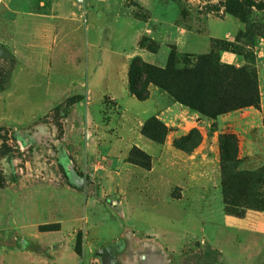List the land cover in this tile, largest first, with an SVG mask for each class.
<instances>
[{
	"label": "crops",
	"instance_id": "0c3cea01",
	"mask_svg": "<svg viewBox=\"0 0 264 264\" xmlns=\"http://www.w3.org/2000/svg\"><path fill=\"white\" fill-rule=\"evenodd\" d=\"M50 4L47 12L41 10L42 4L33 12L8 6L7 10L0 8V50L8 49L16 59L7 85L0 91V121L8 112L4 108H9L8 123H1L0 127L26 126L49 113L54 102L88 94L89 104H75L71 114L65 118V142L77 143L79 134L85 132L90 135L98 133L97 140L81 137L82 144H61V147L70 146L74 151L78 150L76 155L81 151L82 161L87 162L93 156L109 153L112 156H106L104 160L111 159L105 167L110 169L114 167V160L122 165V152L135 146L151 157L152 168L144 170L132 166L125 170L130 176L106 174L104 180L111 181L109 193L119 191L123 196L126 193L121 187L130 177L129 206L122 210L123 201H120L122 212L118 214V220L109 221L97 217L95 203L63 182L62 174L44 170L41 161L37 163L35 159L33 170L18 174L15 181H7L0 188V264H85L87 259H93L95 264H105L102 256L94 255L95 251L121 239L134 246L130 257L125 258L126 255L121 254L111 259L108 255L106 260L120 261L118 264H175L172 258L161 254L139 253L137 245H190L202 235H210L207 230L218 232L221 227L230 230L229 234L237 228L245 230V240L236 241L234 235L223 237L226 245H240L239 242L244 245L238 254L226 253L228 261L236 262L241 256L242 264H264V212L249 210L244 219L226 215L221 204H214L210 211L207 207L191 204L192 212L188 217L176 216L181 208L168 204V191L164 193L155 188V177L168 186L169 170L177 168L186 179L180 192L181 199L176 203L185 207L182 200L186 196L220 197V139L227 133L238 138L243 169L255 170L264 166V49L256 52L255 63L259 108L246 107L212 119L180 104H160L156 91L151 92L147 100L139 101L129 94L119 71L112 76L106 75V69L121 70L132 51L129 47L116 52L106 45L107 35H110L106 32L107 26L109 22L117 21V10L113 4L106 3V0H86L82 4L77 0H51ZM120 21L118 30H122ZM127 34L125 31L122 47L129 46ZM115 57L117 60L113 61ZM224 57L228 63L239 66L236 55L226 53ZM15 82L19 88L13 91V95L8 91ZM23 94L29 101H34L32 107L35 102L45 103L42 114L33 115L30 122L29 119L20 121L25 115L19 116L21 106L16 102L20 101L19 96L23 98ZM107 97L127 102L123 126H120L122 122L119 126L116 124L118 120H112L109 126L104 122L102 104ZM93 101L97 104H92ZM14 108L17 110L11 112ZM11 115L18 119H10ZM152 116L161 119L167 127V135L160 145L140 132L142 123ZM192 131L199 135L192 149L175 144ZM121 132L126 136L118 137ZM159 163L161 168L157 170ZM170 165L175 167L170 168ZM152 196H157L159 202H165V206L156 210L157 207L148 201ZM164 212L167 217L162 218ZM153 217L158 219L157 222ZM193 217L199 223L197 234L186 227L185 220ZM45 226L55 228L43 229ZM216 232L208 237L210 242L215 239ZM79 233H83L85 240V252L82 254L76 250ZM175 237L176 243L171 241ZM176 257L178 264H185L183 256ZM193 264L217 262L211 256L203 259L195 255Z\"/></svg>",
	"mask_w": 264,
	"mask_h": 264
},
{
	"label": "rangeland",
	"instance_id": "374dc122",
	"mask_svg": "<svg viewBox=\"0 0 264 264\" xmlns=\"http://www.w3.org/2000/svg\"><path fill=\"white\" fill-rule=\"evenodd\" d=\"M77 1L82 4L86 0ZM252 1L256 5L264 4V0ZM50 3L51 0H2L0 1V8L7 10L6 6H8L12 9L23 8L25 11L33 12L37 8H41L42 4L41 10L47 12ZM106 3L113 4L117 10V21L109 22L107 26L106 32L110 35H107L106 45L115 49L116 52L121 51L122 48L126 50L129 47L132 51H130L128 59L124 60L121 70L111 68L106 69L105 73L112 76L113 73L119 71L124 84L129 88V94L133 98L137 99L131 93L130 73L134 59L139 58L155 71L148 76H142L141 79L144 81L148 98L151 92L156 91L159 94L160 104L167 102L180 104L177 100L178 96H174L170 92L174 94L180 92L190 96L197 90H202L204 93L205 99L202 106L204 111L214 112L217 104L224 110L231 107L239 110L244 109L246 103L255 102L257 97L256 52H261L264 49V7L249 6L244 0H106ZM120 20H122V30H118L120 29ZM125 31L128 33V47H122V42L126 39ZM136 34L137 36H135ZM184 42L185 47H183ZM132 52H136V54L133 55ZM226 53L236 55L239 66L230 65L228 61L226 62L224 57ZM114 60L116 61L117 57ZM15 62V57L8 49L0 50V91L5 89ZM233 69H242L244 71L243 78L239 77L240 74L234 73ZM166 78L174 82V85H170L171 91L162 87L161 81ZM14 84L15 86L13 85L8 91L12 92L13 95V91L19 88L17 82ZM25 96L23 94L22 99L19 96L20 101L16 103L21 106L19 108L21 115L19 116L25 115V117L20 118V121L29 119L30 122L33 120V115L42 114V107L45 103L43 101L35 102V106L32 107L34 101H29ZM81 102L89 104L88 94L54 102L49 113L26 126L18 128L0 127V188L7 181H15L18 174L33 170L35 159H37V163L41 161L43 164L44 170L62 174L63 182L81 192L85 198L91 199L98 208L97 217L117 221L118 214L120 215L122 212L120 201H123L122 210L129 206L130 177L124 181V184L122 182L121 189L126 193V196H123L119 191L113 194L109 193L111 181L104 180L106 174L119 173L130 176L129 171L125 170L132 166L133 168L139 167L150 170L152 160L144 150L134 146L129 151L124 150L122 152V165L119 166L114 160V167L110 168V166L108 167L110 169H106L107 161H111V159L105 162L104 157L112 156L109 153L105 152V155L93 156L87 162L82 161L83 154L81 151L76 155L75 151L78 150L75 149L74 151L70 146L68 148L61 147V144H82L83 139L81 137L97 140L98 133L95 132L90 135L85 132L77 137L79 142H65V118L71 114L72 107ZM93 103L97 104L96 101ZM102 105L104 122H108L109 126V122L118 120L116 124L119 126L122 122L120 126H123V115L127 102L125 103L124 100L113 101L107 97ZM16 110L17 108L11 109V112ZM4 111L9 112V108H4ZM1 112L2 109L0 108V116L2 115ZM8 112L6 115L4 114L5 118L0 121V124L8 123L6 120ZM151 118L157 121H148ZM10 119L18 118L11 115ZM149 119L142 123L140 132L145 137L155 133L156 138L160 141L162 131L167 130V127L161 119L155 116ZM10 123L14 124L15 122ZM121 130L124 131V129ZM120 135L123 136L124 133L121 132L118 137H121ZM225 136L227 137L225 144H223V153L221 152L220 197L207 195V197L194 198L186 196L182 200L185 201V208L182 203H176L178 199H181L180 192H182L186 179L184 174L180 173L177 168L174 171L169 170L170 182L168 186L166 182H158L155 177V188L163 190L164 193L169 192L168 204L181 208L182 211L178 212L176 216L187 215L188 217V214L192 212L189 206L191 204L200 208L207 207L209 211L214 204H221L226 215L237 218H244L249 210L264 212V166L255 170L243 169L244 165L241 164L242 161L239 158L237 136L233 133H227ZM189 141L191 146L196 143L193 136ZM29 162L30 164H28ZM157 167V170L161 168L160 163ZM169 167L175 166L170 165ZM183 179L184 181L181 183ZM118 183L120 182L118 181ZM158 199L157 196L148 197V201L157 207L156 210L166 204L162 201L159 202ZM163 217H167V213H162ZM170 219L177 220L176 218ZM157 220L156 217H153V221L157 222ZM185 222L187 223V230L197 234L199 230L197 219L193 217L189 221L185 220ZM172 227L176 229L175 226ZM207 231L210 235L216 232L214 229ZM216 233L212 242L208 238L210 235L207 234L208 236L202 235L190 245L138 244L136 251L142 254L146 251L161 254L172 258L171 261L175 264H178L176 256H183L185 264H193V256L195 255H199L203 259L210 256L216 258L217 264H242L241 256L237 257L240 259H237L236 262L235 260L228 261V256L226 257V253L238 254L241 252V249L244 248V245H241L242 242H239L240 245L234 243L226 245L223 237L234 235L237 238L236 241L245 240V230L237 228L234 229L233 234H229L230 230L221 227ZM171 241L176 243V237L172 238ZM131 247L134 246L121 239L117 243L102 246L95 251L94 255L102 256L105 264H118L120 261L112 262L106 258L109 255L113 259L115 255L121 254L126 255L125 258L130 257ZM78 250L80 254L85 252L83 233L78 235ZM95 263L93 259H87L85 262V264Z\"/></svg>",
	"mask_w": 264,
	"mask_h": 264
},
{
	"label": "trees",
	"instance_id": "16d2710c",
	"mask_svg": "<svg viewBox=\"0 0 264 264\" xmlns=\"http://www.w3.org/2000/svg\"><path fill=\"white\" fill-rule=\"evenodd\" d=\"M245 3L249 6H256L257 8H262L264 7V4H259L256 5L255 2H253L252 0H244ZM155 71L153 70L152 67H150L148 64L144 63L143 61H141L139 58H135L133 63H132V67H131V73H130V89H131V93L133 95H135L137 97V99L139 100H145L148 98V92L145 91L144 88V81L141 79L142 76H148L152 73H154ZM233 72L236 73L237 75L240 74V78H243V70H235L233 69ZM256 72V70H255ZM256 78H257V73H256ZM163 81V82H162ZM161 83H163L162 87L170 90V85H174V82L171 81V79L168 80V78L162 80ZM257 81V80H256ZM182 82V81H181ZM181 84V83H180ZM257 84V97L255 99V102H248L245 104V108L246 107H252L254 106L255 108H259V103H260V96H259V89H258V82H256ZM169 87V88H167ZM171 91V90H170ZM172 95H177L178 96V101L180 102L181 105H183L184 107L188 108L189 110L193 111V112H197L203 116L215 119L218 116L228 113V112H232L235 111L236 108L235 107H231L228 108L226 110L222 109L223 107H221L219 104L216 105V109L214 112H210V111H204L202 109L203 106V101H204V93L202 90H197L194 94L190 95V96H186L185 94H182L180 92H176V94L170 92ZM231 110V111H230ZM211 115H210V114ZM153 120V118L149 119L148 121ZM153 121H157L156 119ZM167 135V130L164 129V131H162V137L159 139L156 138V134H152V135H148L147 137H149L150 139H152L155 142H159V143H163L165 140V137ZM191 136H193L196 140V143L199 140V135L197 131H192L189 135H187L186 137H183L181 140L177 141L175 144L179 145L182 148L185 149H192V147L195 144H192V146L189 144L190 141L189 139L191 138ZM227 136L223 135L221 136L220 139V143H221V152H222V148H223V144H225V138ZM184 143V144H183ZM223 153V152H222ZM55 228L54 226H45L43 227V229H52ZM76 250L77 252H79L78 250V241L76 244Z\"/></svg>",
	"mask_w": 264,
	"mask_h": 264
},
{
	"label": "built area",
	"instance_id": "2783aa9c",
	"mask_svg": "<svg viewBox=\"0 0 264 264\" xmlns=\"http://www.w3.org/2000/svg\"><path fill=\"white\" fill-rule=\"evenodd\" d=\"M226 61H228V60H226ZM230 64V63H229ZM230 65H233V64H230Z\"/></svg>",
	"mask_w": 264,
	"mask_h": 264
}]
</instances>
